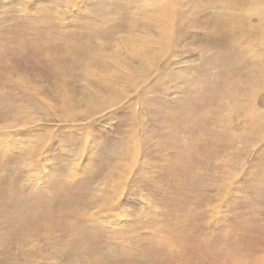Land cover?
<instances>
[{
  "label": "rangeland",
  "instance_id": "rangeland-1",
  "mask_svg": "<svg viewBox=\"0 0 264 264\" xmlns=\"http://www.w3.org/2000/svg\"><path fill=\"white\" fill-rule=\"evenodd\" d=\"M0 264H264V0H0Z\"/></svg>",
  "mask_w": 264,
  "mask_h": 264
}]
</instances>
